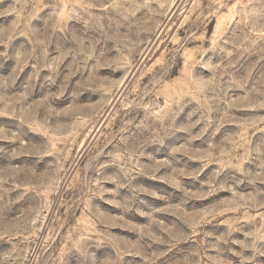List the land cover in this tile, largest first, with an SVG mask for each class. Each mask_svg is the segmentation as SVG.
Here are the masks:
<instances>
[{"label": "rangeland", "instance_id": "374dc122", "mask_svg": "<svg viewBox=\"0 0 264 264\" xmlns=\"http://www.w3.org/2000/svg\"><path fill=\"white\" fill-rule=\"evenodd\" d=\"M0 264H264V0H0Z\"/></svg>", "mask_w": 264, "mask_h": 264}]
</instances>
